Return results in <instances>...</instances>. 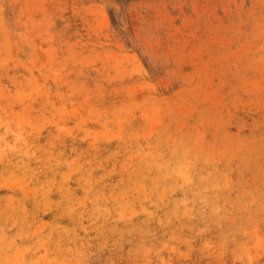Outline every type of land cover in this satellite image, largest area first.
Wrapping results in <instances>:
<instances>
[{"label":"rangeland","instance_id":"rangeland-1","mask_svg":"<svg viewBox=\"0 0 264 264\" xmlns=\"http://www.w3.org/2000/svg\"><path fill=\"white\" fill-rule=\"evenodd\" d=\"M0 264H264V0H0Z\"/></svg>","mask_w":264,"mask_h":264}]
</instances>
